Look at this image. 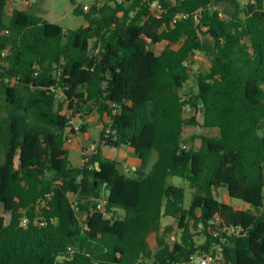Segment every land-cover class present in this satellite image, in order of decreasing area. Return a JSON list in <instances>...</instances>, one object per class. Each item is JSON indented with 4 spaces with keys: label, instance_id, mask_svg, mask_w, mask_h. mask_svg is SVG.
Listing matches in <instances>:
<instances>
[{
    "label": "trees",
    "instance_id": "16d2710c",
    "mask_svg": "<svg viewBox=\"0 0 264 264\" xmlns=\"http://www.w3.org/2000/svg\"><path fill=\"white\" fill-rule=\"evenodd\" d=\"M70 2L76 30L0 0V264H191L222 243L226 264H264V0ZM93 113L74 167L71 122Z\"/></svg>",
    "mask_w": 264,
    "mask_h": 264
},
{
    "label": "rangeland",
    "instance_id": "374dc122",
    "mask_svg": "<svg viewBox=\"0 0 264 264\" xmlns=\"http://www.w3.org/2000/svg\"><path fill=\"white\" fill-rule=\"evenodd\" d=\"M9 11L13 9L28 11L32 14L41 16L50 23L58 24L65 29L76 30L77 28L84 26L86 24L83 17L74 16L72 13L73 6L70 0H10ZM95 0H78L84 6H90ZM104 1V0H99ZM106 1V0H105ZM243 4H246L247 0H241ZM153 11L158 15V9L153 7ZM166 46V43L153 44L149 43V47L152 48L157 54H159ZM191 69L192 76L190 81L186 85L185 89L193 87L194 85V73L207 72L211 65V59L204 55L197 53L192 59ZM187 116V114H186ZM107 120V119H106ZM71 124L76 128L81 127L82 125H87L86 135L80 132L72 133L68 136L67 148L69 150V160L74 167H80L83 163V154L90 155L96 149V146L100 140V132L102 129L101 122L96 113H93L90 116H87L85 119L75 118L72 120ZM78 131V130H77ZM186 139H189L193 135V130L190 127L185 128ZM204 135L207 137H217L218 132L214 129H209L204 132ZM107 158L110 159H125L127 164L132 167L137 163L134 157L127 151V149H115L110 147H105L102 149V152ZM122 154V155H121ZM157 159V155L154 154L150 160L148 167H151ZM132 170V169H130ZM169 184L182 187L186 192L185 207L189 206L193 191L188 187L187 183L184 182L181 178H172L168 182ZM225 189L220 193V200H224ZM239 203L236 200H232V204ZM9 217V216H8ZM7 217V218H8ZM81 219H85V216H81ZM163 226L171 225L174 226L175 223L170 218H164L162 221ZM174 232H178L176 229ZM173 236V234H172ZM171 236V237H172ZM170 237V239H171ZM197 244H202L204 242L203 237H196ZM151 246H154V238L150 239Z\"/></svg>",
    "mask_w": 264,
    "mask_h": 264
},
{
    "label": "built area",
    "instance_id": "2783aa9c",
    "mask_svg": "<svg viewBox=\"0 0 264 264\" xmlns=\"http://www.w3.org/2000/svg\"><path fill=\"white\" fill-rule=\"evenodd\" d=\"M152 7H155L156 9H158L157 3H154ZM84 9L88 11L87 6H84ZM159 14H160V11L158 10V15ZM178 18H185V16L183 17L179 16ZM75 131L76 133L79 132V127L78 128L76 127ZM83 155H86V154H83ZM263 197H264V193H263ZM105 203L106 202L102 200L101 203L99 204V207L103 208ZM230 233L238 234L239 230L231 228ZM222 244L215 245L214 248L211 249L208 253H199V254L194 255L192 257L191 264H226Z\"/></svg>",
    "mask_w": 264,
    "mask_h": 264
},
{
    "label": "crops",
    "instance_id": "0c3cea01",
    "mask_svg": "<svg viewBox=\"0 0 264 264\" xmlns=\"http://www.w3.org/2000/svg\"><path fill=\"white\" fill-rule=\"evenodd\" d=\"M38 16V15H37ZM214 130H217V129H214ZM217 132H218V130H217ZM86 135V134H85ZM218 135H219V132H218ZM67 147V146H66ZM68 149V148H67ZM123 149H126V148H120V150H123ZM128 151V150H127ZM129 152V151H128ZM130 153V152H129ZM105 154H108V152H106L105 151V153H104V155ZM122 155V154H121ZM106 157V156H105ZM136 161H137V159L136 158H134ZM121 161H125V159L123 160V159H120ZM136 164H138V162L136 163ZM135 164V165H136ZM135 165H133L132 167H131V169L134 171V169H135ZM221 191H223V190H221ZM220 191V192H221ZM224 196V200H222V202H224V203H227V204H231V201H230V199H229V196H228V194H227V191L225 190V194L223 195ZM231 205H233V207L235 208V209H237V210H245L246 208H247V206L246 205H244V204H241V203H237V204H231ZM120 214V213H119Z\"/></svg>",
    "mask_w": 264,
    "mask_h": 264
}]
</instances>
